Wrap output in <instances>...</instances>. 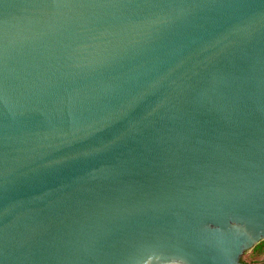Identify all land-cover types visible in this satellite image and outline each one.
I'll return each instance as SVG.
<instances>
[{
  "label": "water",
  "instance_id": "water-1",
  "mask_svg": "<svg viewBox=\"0 0 264 264\" xmlns=\"http://www.w3.org/2000/svg\"><path fill=\"white\" fill-rule=\"evenodd\" d=\"M263 239L264 0H0V264Z\"/></svg>",
  "mask_w": 264,
  "mask_h": 264
},
{
  "label": "trees",
  "instance_id": "trees-1",
  "mask_svg": "<svg viewBox=\"0 0 264 264\" xmlns=\"http://www.w3.org/2000/svg\"><path fill=\"white\" fill-rule=\"evenodd\" d=\"M244 264H264V239L255 244L242 260Z\"/></svg>",
  "mask_w": 264,
  "mask_h": 264
},
{
  "label": "rangeland",
  "instance_id": "rangeland-1",
  "mask_svg": "<svg viewBox=\"0 0 264 264\" xmlns=\"http://www.w3.org/2000/svg\"><path fill=\"white\" fill-rule=\"evenodd\" d=\"M246 253H248V252H246ZM246 253L242 254V256H241V258H240L241 261L244 260V259L246 258Z\"/></svg>",
  "mask_w": 264,
  "mask_h": 264
}]
</instances>
